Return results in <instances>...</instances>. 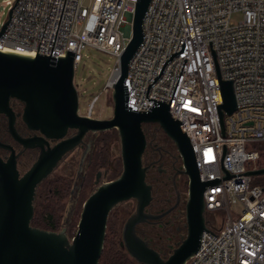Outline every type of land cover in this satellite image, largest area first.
<instances>
[{
    "label": "built area",
    "instance_id": "built-area-1",
    "mask_svg": "<svg viewBox=\"0 0 264 264\" xmlns=\"http://www.w3.org/2000/svg\"><path fill=\"white\" fill-rule=\"evenodd\" d=\"M15 1L4 3L10 9ZM135 2L91 0L85 6L83 0H17L0 51L61 57L69 50L74 66L86 48L104 51L115 57L103 87L107 93L132 36ZM234 11L242 13L236 23L230 21ZM142 34L124 79L126 106L146 111L150 98L169 104L170 115L189 138L200 180L225 176L223 144V168L229 174L247 171L246 163L259 153L247 150L246 142L264 141V0H149ZM183 40V51L168 60ZM219 79L232 82L236 103L231 114L223 115L224 134ZM96 98L86 114L90 117ZM203 198L206 212L222 209L226 215L216 230L207 226L217 235L204 230L196 252L183 264H264V187L251 184V175H233L206 186ZM235 203L242 207L237 218L230 210Z\"/></svg>",
    "mask_w": 264,
    "mask_h": 264
},
{
    "label": "water",
    "instance_id": "water-1",
    "mask_svg": "<svg viewBox=\"0 0 264 264\" xmlns=\"http://www.w3.org/2000/svg\"><path fill=\"white\" fill-rule=\"evenodd\" d=\"M148 2H135L132 36L119 57V71L112 83L113 108L109 118H93L78 113V94L73 83V51L64 50L65 55L61 57L37 51L35 56L0 51V113L7 117V130L14 139L24 147L37 146L40 149L30 168L19 176L12 147L0 141V147L11 151L6 160L0 158V264H98L108 215L117 204L129 199L135 200V210L122 225L120 244L123 249L138 264H183L199 247L202 232L207 230L212 233L204 217L205 187L233 175L264 174V167L229 174L222 166L226 150L223 144L221 168L225 176L202 181L189 138L180 121L170 115L169 104L150 98L153 103L146 111H136L126 106L128 92L124 79L128 62L143 38L142 18ZM15 3L8 10V20L1 25L0 37L11 19ZM184 44L185 40L180 50L172 53L168 60L183 51ZM216 71L219 76L218 68ZM158 76L154 77L153 82ZM219 81L222 92L219 122L224 134L223 115L231 114L236 103L232 82ZM11 99L22 104L18 115L29 130L37 131L39 135L23 138L17 133ZM143 123H156L174 142L182 161L181 172L188 179L186 234L166 258L135 231L138 223L158 216L144 210L151 200V186L145 180L147 167L142 164L146 146ZM69 129L75 132L66 137ZM111 129H115L119 136L121 172L114 179L99 184L84 200L74 235L69 239L63 230L50 231L32 226L33 200L41 181L53 171L66 152L82 141L86 133ZM50 141L55 143L50 145Z\"/></svg>",
    "mask_w": 264,
    "mask_h": 264
},
{
    "label": "rangeland",
    "instance_id": "rangeland-1",
    "mask_svg": "<svg viewBox=\"0 0 264 264\" xmlns=\"http://www.w3.org/2000/svg\"><path fill=\"white\" fill-rule=\"evenodd\" d=\"M90 1L91 0H83V5L88 6ZM8 10L9 5L5 4L4 0H0V25L6 20ZM241 18L242 13L240 11H234L230 16V21L232 23H236L241 20ZM83 55L84 57L81 59V61H79L74 66L73 75V83L78 94V113L80 115H86L88 113L90 102L95 96H97L94 104L92 105L91 117L100 119L109 118L112 115L113 108L111 90L105 93L103 91V87L110 78L115 63V57L109 53L90 47L83 51ZM96 136L97 134H95V132H88L87 138L90 139V148L86 152H84L79 146L73 148L59 161L53 171L41 181L37 188V193L41 195L40 199L43 202L45 199V191L53 183L52 181L60 179V181L65 180L69 184V192L61 202L63 207L60 211L59 227L55 230H63L69 239L76 231L82 204L84 202H82L80 208H77L79 201V190L82 187L80 184L83 181L82 178L86 177L87 179L86 183L88 184L85 188V192L88 196L97 188L99 184L117 177L122 169L120 141L117 133V135L113 136V138L107 144L106 151L108 155V163L106 165L97 166L94 170L91 168L88 170L86 163L92 154V148L94 146V139ZM158 144L162 147H166L162 137H159ZM100 145L101 143L99 146ZM245 148L247 150H257L259 153V156L256 160L246 163V169L251 170L253 168L257 169L264 167V141H247ZM35 155L36 154H32V158L28 160L29 162L27 161V166L33 161ZM97 172H99L100 175L98 182L95 183V174ZM185 182V185L180 190L182 199L186 201L188 197L187 178L185 179ZM251 184L264 187V174L251 175ZM182 206L183 205H181V207ZM241 209L242 207L240 203L232 204L230 206L232 217L237 218L241 213ZM112 210H116L118 212L117 214H119V221H121L122 226L126 218L134 212L135 200L129 199L120 202ZM225 215L226 212L222 209H217L213 212L205 211L204 217L206 225L210 229L216 230L222 217ZM174 226H179L180 230L175 231V234L172 238L173 245L171 248H169V252L165 253L164 258H166L171 253L173 248H175L181 242L186 234L185 214L182 211L178 216V222H175ZM120 228L122 229V227ZM167 235H169V233L163 235V238H165Z\"/></svg>",
    "mask_w": 264,
    "mask_h": 264
},
{
    "label": "flooded vegetation",
    "instance_id": "flooded-vegetation-1",
    "mask_svg": "<svg viewBox=\"0 0 264 264\" xmlns=\"http://www.w3.org/2000/svg\"><path fill=\"white\" fill-rule=\"evenodd\" d=\"M10 105L15 112L14 125L17 133L23 138L39 135L37 131L29 130L18 115V113L21 112L22 104L11 99ZM0 122L4 127V133L0 135V141L9 144L12 147L14 154L16 155V168L19 176H21L36 160L40 149L37 146L24 147L19 141L14 139L7 130V117L2 113H0ZM142 129L146 138V146L142 154V164L147 167L145 171L146 183L151 186V200L144 210L148 214L158 216L155 218H148L138 223L135 227V231L137 235L144 239L150 247L159 252L164 258L165 253L169 252V248L173 245L172 238L175 231L180 230V227L174 226V224L175 222H178V216L181 211L185 214L186 201L182 199L180 189L185 185V179L187 176L181 172L182 161L174 142L163 132V130L156 123H143ZM74 132V130L69 129L66 137L73 135ZM159 137H162L166 147H162L158 144ZM54 143L55 141L49 142L50 145H53ZM78 146L82 148L84 152L90 148V139L87 138V133L83 136L82 141L76 147ZM68 152H66L62 158ZM10 153L11 151L9 149L0 147L1 159L6 160ZM32 154L36 155L34 156L33 161L27 166V163L29 162L28 160L32 158ZM90 162L91 156L86 163L88 170L91 168ZM97 173L95 174V183L98 182L100 175L99 173L96 181ZM82 179L84 180V177ZM80 185H82V183ZM37 188L35 197L37 194ZM34 204L35 198L33 200V205ZM181 205L183 206L181 207ZM168 233L169 235L163 238V235Z\"/></svg>",
    "mask_w": 264,
    "mask_h": 264
},
{
    "label": "trees",
    "instance_id": "trees-1",
    "mask_svg": "<svg viewBox=\"0 0 264 264\" xmlns=\"http://www.w3.org/2000/svg\"><path fill=\"white\" fill-rule=\"evenodd\" d=\"M3 133L4 127L0 122V135ZM95 134H97V136L94 139L90 162L92 170H94L97 166L106 165L108 163V155L106 151L107 144L113 136L117 135V131L115 129H111L104 132H95ZM100 143L101 145L99 146ZM86 180L87 179L85 177L82 181V187L79 190L77 208L81 207L82 202L87 196L85 188L88 183H86ZM52 182L53 183L45 191V199L43 202L40 199L41 195L39 193L36 194L31 225L41 229L55 231L59 227L60 211L63 207L61 202L69 192V184L65 180L60 181V179ZM117 213L118 212L116 210H111L108 215L104 246L98 264H138L132 257L129 256L120 244V227H122V223L119 221V214Z\"/></svg>",
    "mask_w": 264,
    "mask_h": 264
},
{
    "label": "bare ground",
    "instance_id": "bare-ground-1",
    "mask_svg": "<svg viewBox=\"0 0 264 264\" xmlns=\"http://www.w3.org/2000/svg\"><path fill=\"white\" fill-rule=\"evenodd\" d=\"M116 77V76H115Z\"/></svg>",
    "mask_w": 264,
    "mask_h": 264
}]
</instances>
